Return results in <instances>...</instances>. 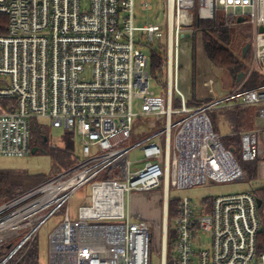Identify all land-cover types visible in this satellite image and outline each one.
Masks as SVG:
<instances>
[{
  "label": "built area",
  "instance_id": "2783aa9c",
  "mask_svg": "<svg viewBox=\"0 0 264 264\" xmlns=\"http://www.w3.org/2000/svg\"><path fill=\"white\" fill-rule=\"evenodd\" d=\"M159 1L163 26L135 24V10H152L154 0H0V156L31 151L36 119L72 131L81 150L69 168L0 203V264H16L56 211L63 218L49 235L48 264H151L152 223L132 220L128 203L131 192L154 189L163 202L160 264H264L253 191L214 196L203 215L191 198L176 199L177 214L168 220L171 188L246 178L210 112L255 107V125L238 133L240 155L256 161L263 153L264 84L220 97L207 79L210 98L196 105L180 84L191 53L182 41L195 39V20L250 24L244 80L254 68L264 75V0ZM140 47L161 53L163 90L150 87L149 53ZM140 119L149 132L134 140ZM138 149L142 156L130 159ZM85 186L89 202L71 216L70 200Z\"/></svg>",
  "mask_w": 264,
  "mask_h": 264
},
{
  "label": "rangeland",
  "instance_id": "374dc122",
  "mask_svg": "<svg viewBox=\"0 0 264 264\" xmlns=\"http://www.w3.org/2000/svg\"><path fill=\"white\" fill-rule=\"evenodd\" d=\"M135 15L137 17L136 25L141 26L143 24H158L163 26L165 22V6L162 1L154 0V7L152 10L141 11L138 8L135 10ZM203 24L210 26L213 21H202ZM227 29L229 33V40H223V43L226 47L230 48L233 52H235L236 56L239 59H243L246 66L251 65L252 63V46H250L249 50H247L246 59L243 58L241 53L243 47L248 41L250 42L253 36L252 26L248 23H243L238 26H228ZM195 41V55H194V72L195 75L191 81L187 80L185 77V82H181V88H185L186 85L192 86L195 90V97L201 98L204 95H207V88L203 85V81L207 78H212L215 81L213 89L215 91V95H221L222 92H225L226 89H223L222 78L223 73L226 76L224 70L216 68L213 66L208 60L205 52L202 50V37L201 32L198 31L195 39L188 38L184 39L182 42L184 43L188 52H191V48L189 45H192V41ZM140 49L149 53L148 48L140 47ZM192 64V59H190ZM185 59L183 58V68H185ZM257 65V64H256ZM257 69V68H256ZM188 75V74H187ZM244 74L242 81L237 84V79L233 81L231 78L232 87L238 86L239 89L242 90L241 84L244 81ZM150 87L156 92L163 90L164 85L160 86L159 76L157 74L150 75ZM237 85H234V84ZM163 87V88H162ZM252 89V88H250ZM247 90V89H246ZM136 111L140 110V101L137 100L135 102ZM213 113V112H211ZM210 113V114H211ZM256 114V112H255ZM226 114H220L216 118V127H220L219 136L221 137V141L225 147H234L233 155L235 158L240 157L238 162L245 170L246 178L232 180L223 183H213L208 182L207 184L196 185L192 188L188 189H176L171 188L169 191L170 199H179L182 197H189L196 204V213L198 215L207 214L210 210L211 199L214 196L237 193L242 191H253L256 189H264V159H257L256 161H244L240 155V139L238 137V133L228 135L233 136L237 135L236 138L228 141L226 139L227 136L223 137L226 134H229V129L226 127H222V125H218L222 120L225 121L226 125L229 124ZM174 119L178 118V116L174 115ZM225 118V119H224ZM146 119L142 121V119L138 120V123L135 128L134 135H140L136 137L134 140H138L144 137L147 134L150 126H146ZM37 127H41L43 125V130L46 131L47 140L43 142H36L37 150L35 152H29L28 154L21 157H4L0 156V171L12 170L14 172V180L17 181L16 184L22 186L23 189H28L32 186H36L40 184L43 180L56 175L60 171L63 170V165L59 157L56 156V150L60 149L63 146L62 137L65 131L62 128H51L48 126V120L46 119H36ZM253 126L245 128L251 129ZM242 130V129H241ZM244 130V129H243ZM75 141V159L77 157H81L79 139L74 137ZM33 142V143H32ZM31 142V146L33 147L34 139ZM264 144V130L261 132V144ZM54 146L58 147V149H54ZM31 147V149H32ZM262 147H264L262 145ZM142 152L138 149L131 154L130 159L134 157H141ZM255 163L256 171L255 173L249 172L248 168ZM261 163V164H259ZM89 197V187L85 186L81 190L77 191L69 203L70 215L74 216L77 213V208L80 204L88 203ZM129 213L132 220L138 219H150L152 223V242H151V264H160L161 263V255H160V242H161V226H162V190H151L148 193H137L131 192L129 196ZM63 218V214L61 211H56L48 220L43 224V226L39 229L35 239L37 245V254L38 258L34 262L28 261L21 263L23 264H48L49 256H48V246H49V235L51 232L60 224ZM14 264V263H12Z\"/></svg>",
  "mask_w": 264,
  "mask_h": 264
},
{
  "label": "trees",
  "instance_id": "16d2710c",
  "mask_svg": "<svg viewBox=\"0 0 264 264\" xmlns=\"http://www.w3.org/2000/svg\"><path fill=\"white\" fill-rule=\"evenodd\" d=\"M6 16L0 15V33L5 32L6 25ZM194 28L197 31L201 32L202 37V48L205 52L208 60L210 63L215 66L216 68L224 70L233 81H235L238 77V74L240 72H245L248 69V66H246L243 59H239L235 52H233L230 48L226 47L223 43V40L228 41L229 40V33L227 31L228 26L223 25L222 23H212V25L207 26L202 23V20H195L193 23ZM251 42V41H250ZM248 41V43H250ZM195 41H192V53H191V59H192V66H193V76H194V55H195ZM247 51L245 55H243V58L246 57ZM246 59V58H245ZM162 56L161 53L155 48L149 51V70L151 74H157L161 73L160 67L162 65ZM243 79V77H242ZM242 79H240L237 84H239ZM236 83L234 85H237ZM264 84V75L260 73V71L256 68H254L246 80H244L241 84V91H244L246 89L255 88L259 85ZM236 87V86H235ZM193 99H191L192 101ZM188 101V104L191 102ZM175 106H177V102L174 103ZM250 108V109H249ZM246 106H235L227 110H214L213 113L210 114V119L212 123V127L214 132H217V127L215 125L216 118L218 115L224 113L227 116V119L231 123L232 126H234V134L242 131L245 128L251 127L250 123V115H254V107ZM36 122V121H35ZM138 123V121H137ZM136 123V124H137ZM35 124V123H34ZM242 129V130H241ZM149 131L147 130V133ZM135 137H139L138 135H134ZM237 135L233 136H227L226 139L228 141L236 138ZM239 137V136H238ZM33 139H36V142L39 140H47L46 131H44L42 128L37 127V124L33 126L32 128V141ZM33 143V142H32ZM62 143L63 146L58 149V147L54 146V149L56 150V156L59 157L61 160V163L63 165V169H67L70 166H72L75 162V141H74V133L72 131H66L62 137ZM223 144V143H222ZM36 145V144H35ZM224 145V144H223ZM32 147V146H31ZM228 148V147H226ZM228 149L234 150V147L231 146ZM31 150V148H30ZM237 160L240 159V157L236 158ZM249 172L255 173L256 171V165L255 163L248 168ZM109 177L108 175H106ZM44 181V180H43ZM14 180V172L12 170H5L0 171V203L10 199L28 189H23L22 186L16 184ZM254 194L259 197L262 201L261 207L259 209V212L261 214V222L263 231L258 235V241L260 248H264V217H262V210H264V189H256L253 190ZM177 201L176 199H173L169 202V211H168V220L170 221L173 219L177 214ZM171 242L168 241L167 244V258H170L171 253ZM3 255L0 254V257ZM38 254H37V245H36V239L33 240L31 245L28 247L26 253L21 257V259L16 264H23L22 261L28 262L32 261L34 262L37 260ZM15 260L11 261V264Z\"/></svg>",
  "mask_w": 264,
  "mask_h": 264
},
{
  "label": "crops",
  "instance_id": "0c3cea01",
  "mask_svg": "<svg viewBox=\"0 0 264 264\" xmlns=\"http://www.w3.org/2000/svg\"><path fill=\"white\" fill-rule=\"evenodd\" d=\"M249 48H250V46H249ZM249 48L247 49V50H249ZM202 50H203V48H202ZM243 50V49H242ZM191 53H192V49H191ZM191 53H190V57H189V60H185V64H186V68H185V70H184V73H183V80L185 79V77H187V80H189V81H191V79H193V66H192V64H191V61H190V59H191ZM241 53H242V55H243V52L241 51ZM246 53V52H245ZM245 55V54H244ZM248 66H250V65H248ZM218 70H219V68H218ZM225 72V71H224ZM226 73V72H225ZM187 74H190L189 76L187 75ZM194 75H195V72H194ZM243 76V75H242ZM241 76V77H242ZM230 76L226 73V76L224 75V73H223V78H222V85H223V89H226V91L225 92H222L221 93V95H219L220 97L221 96H223V95H225V94H227L228 92H230L231 91V89H233L234 87H232V84H231V80H230ZM207 79H212V78H207ZM206 79V80H207ZM205 80V81H206ZM186 81V80H185ZM185 81H182V82H185ZM205 81H203V85L207 88V86H206V84H205ZM214 81V80H213ZM214 84H215V81H214V83H213V86H214ZM187 86H189V85H186V87L185 88H183V90L184 91H186V92H188V101L190 100L191 101V99H193L191 102H190V105H196V104H198V103H201V102H203V101H206V100H208L209 98H210V96H209V93H208V89H207V95H204V96H202L201 98H196L195 97V90H194V88H192V86H189L190 88L189 89H187ZM218 96V95H217ZM175 101H176V99H175ZM177 102V101H176ZM247 108H249V107H247ZM227 109H230V108H223V109H220V110H227ZM250 109V108H249ZM254 109V112H253V114L254 115H250V123H251V125L252 126H254L255 125V121H256V119H255V107L253 108ZM219 110V109H218ZM225 113V112H224ZM223 114V113H222ZM225 119V118H224ZM226 121H228L229 122V120H226ZM222 125V127H226V128H228L229 129V134H226V135H224L223 137H225V136H228V135H232L233 133H234V126H232L231 125V123L229 122V124L228 125H226V123H225V121L224 120H222L221 122H219V124L218 125ZM219 129H220V127L218 126V128H217V134L218 135H220L219 134ZM262 145L264 146V144L262 143L261 144V147H262ZM262 150H263V153H262V155H261V157L259 158V159H264V147H262ZM259 164H261V163H259ZM137 193H141V194H143V193H148V192H137ZM141 220H150V219H141Z\"/></svg>",
  "mask_w": 264,
  "mask_h": 264
},
{
  "label": "water",
  "instance_id": "95a60500",
  "mask_svg": "<svg viewBox=\"0 0 264 264\" xmlns=\"http://www.w3.org/2000/svg\"><path fill=\"white\" fill-rule=\"evenodd\" d=\"M238 22H242V18H238ZM259 30L262 31V32H264V26H261V27L259 28ZM188 36H189V35H186V37H188ZM248 48H249V43H246L245 46L243 47V50H242L243 55L245 54V52L247 51ZM242 75H243V72H240V73L238 74L237 81H239V79L241 78ZM44 141H45V140H44ZM35 143H36V139H34V144H35ZM36 150H37V146L34 145V146L32 147V149H31V152H35ZM261 203H262L261 199H260V198H257V204H258V206H260Z\"/></svg>",
  "mask_w": 264,
  "mask_h": 264
},
{
  "label": "flooded vegetation",
  "instance_id": "af4514ba",
  "mask_svg": "<svg viewBox=\"0 0 264 264\" xmlns=\"http://www.w3.org/2000/svg\"><path fill=\"white\" fill-rule=\"evenodd\" d=\"M39 142H43L44 143L45 141L44 140H39ZM37 143H38V141H37Z\"/></svg>",
  "mask_w": 264,
  "mask_h": 264
}]
</instances>
